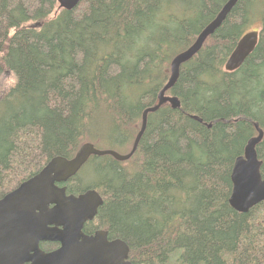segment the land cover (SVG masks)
Returning a JSON list of instances; mask_svg holds the SVG:
<instances>
[{"label": "trees", "instance_id": "trees-1", "mask_svg": "<svg viewBox=\"0 0 264 264\" xmlns=\"http://www.w3.org/2000/svg\"><path fill=\"white\" fill-rule=\"evenodd\" d=\"M227 1L83 0L67 11L56 0H0V199L85 143L130 153L172 60ZM256 21L257 48L226 72ZM166 95L181 109L149 114L130 160L91 157L60 184L102 197L84 232L126 242L134 264H264V202L246 214L229 204L235 161L254 124L264 132V0H239ZM257 154L264 178V139Z\"/></svg>", "mask_w": 264, "mask_h": 264}, {"label": "water", "instance_id": "water-1", "mask_svg": "<svg viewBox=\"0 0 264 264\" xmlns=\"http://www.w3.org/2000/svg\"><path fill=\"white\" fill-rule=\"evenodd\" d=\"M59 9H75L83 0H56ZM239 0H228L217 17L208 24L196 41L174 57L170 64V77L158 95V103L143 112L140 133L132 150L121 154L114 150H102L93 143L83 144L73 159L57 156L40 172L22 182L0 199V264H132L130 248L120 239L109 240L107 231L98 230L92 235L84 232L85 225L94 221L103 199L95 190L81 194H68L67 183L87 164L91 157L111 156L118 162L130 160L146 131L149 114L156 113L168 103L175 110L181 109L178 98L167 96L180 75V68L203 48L210 36L222 26ZM260 31H250L240 38L229 56L225 71L239 70L258 46ZM202 123L197 116H192ZM257 136L252 137L244 155L237 158L231 179L233 191L230 206L241 214L264 202V178L262 161L257 146L264 139L258 123L254 124ZM211 127V125L209 126ZM58 243L52 252H45L42 243Z\"/></svg>", "mask_w": 264, "mask_h": 264}, {"label": "rangeland", "instance_id": "rangeland-1", "mask_svg": "<svg viewBox=\"0 0 264 264\" xmlns=\"http://www.w3.org/2000/svg\"><path fill=\"white\" fill-rule=\"evenodd\" d=\"M252 30H258L259 28H260V24H259V22L258 21H256L253 25H252ZM10 77V76H9ZM4 80H5V82H7V83H10L11 82V78H9V79H6V78H4ZM171 264H173V263H171Z\"/></svg>", "mask_w": 264, "mask_h": 264}, {"label": "flooded vegetation", "instance_id": "flooded-vegetation-1", "mask_svg": "<svg viewBox=\"0 0 264 264\" xmlns=\"http://www.w3.org/2000/svg\"><path fill=\"white\" fill-rule=\"evenodd\" d=\"M109 240L111 241V240H113V239H110V238H109ZM129 261L131 262V259H130V253H129ZM131 263L134 264L133 262H131ZM151 263H152V262H151ZM151 263H148V262H147V263H138V264H151ZM174 264H181V262H179V261H178V258H177V260L175 261Z\"/></svg>", "mask_w": 264, "mask_h": 264}, {"label": "bare ground", "instance_id": "bare-ground-1", "mask_svg": "<svg viewBox=\"0 0 264 264\" xmlns=\"http://www.w3.org/2000/svg\"><path fill=\"white\" fill-rule=\"evenodd\" d=\"M252 31H254V30H252ZM255 31H258V30H255ZM259 31H260V30H259ZM243 36H244V35H243ZM259 38H260V37H259ZM139 133H140V131H139ZM139 133H138V134H139ZM144 133H145V132H144ZM143 135H144V134H143ZM142 137H143V136H142ZM257 147H258V146H257ZM106 150H110V149H106Z\"/></svg>", "mask_w": 264, "mask_h": 264}]
</instances>
